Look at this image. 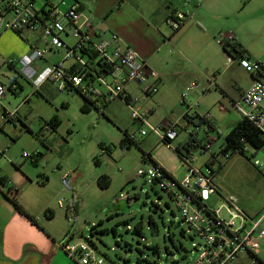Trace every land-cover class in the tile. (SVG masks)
Returning <instances> with one entry per match:
<instances>
[{
    "label": "rangeland",
    "instance_id": "374dc122",
    "mask_svg": "<svg viewBox=\"0 0 264 264\" xmlns=\"http://www.w3.org/2000/svg\"><path fill=\"white\" fill-rule=\"evenodd\" d=\"M56 1L59 0H53ZM207 1V12L203 13L207 20L210 18L212 24L221 27L223 32L239 31V38L246 45V54H251L250 60L264 62V0ZM43 2L37 0L36 7ZM180 3L184 9L185 5L191 7L186 0H180ZM205 3L206 0L202 2L203 8ZM165 26L166 32L170 33V26L167 23ZM198 30L193 29L184 35L182 31L175 41L183 49L195 39L202 42L205 37L194 35ZM63 40L67 45L74 43L72 37L63 36ZM173 49L176 54L169 56L176 58L179 52L175 47ZM61 52L62 58L65 49ZM196 52L197 49L195 52L193 49L190 56L193 58ZM193 62L196 60L193 59ZM237 70L235 74L238 72V75L248 79L249 73L244 69ZM14 72L7 63H0V81L8 83L9 76ZM197 80L202 85L206 82ZM20 82L23 88L19 94L8 92L3 99L11 107L23 102L17 110L22 122L13 124L6 121L3 128L0 122V149L5 151L0 153V157H6L0 160V165L6 168L10 179L12 173L18 171L24 172L34 182L35 185L32 184L23 193V199L34 202L37 196L40 207L52 209L54 217L49 223L56 239L63 242L68 232L73 234L75 242L90 239L120 264H140L139 259L149 261L143 264H173V261L174 264H192L199 255L200 238L189 231L167 193L162 192L150 178L137 175L139 168L147 167L141 159L142 149L151 151L176 179L183 180L188 175L187 165L181 162L172 148L160 143L159 135L153 130L159 127L164 117H176L173 99L162 105L154 103L156 112L149 116L150 124L141 125L132 118L130 108L120 100L114 99L106 104L98 101L99 108L91 106L90 110L84 111L83 98L75 91H61L52 82H46L40 90L34 91V87L23 77ZM159 87L160 84L158 90ZM215 88L206 90L200 97L189 94V102H196L191 112L208 114L214 125L211 137L214 136L215 140L211 142L209 151L203 152L200 147H195L190 154L196 170L207 171L206 162L210 160L211 153H219L225 134L243 117L227 99L223 101L227 109L219 107L217 99L220 97L222 100L223 94ZM28 94H31L30 99L24 100ZM156 94L158 91L152 98H156ZM54 115L60 119V124L52 129L47 122ZM125 129L136 135L139 145H121ZM141 129L146 130L145 135L140 134ZM184 133L173 142L174 146L185 139ZM198 133L199 139L206 136L203 128ZM4 144L8 147H3ZM106 146H109L110 152ZM25 151L40 152V158L36 161L25 159ZM65 175L69 180L68 186L63 183ZM101 176H107V187L98 184ZM215 181L220 194H209V207L219 208L221 216L230 219L227 210L230 201L240 211L257 217L264 207V146L256 149L247 144L245 154L236 151L229 158L220 154L216 162ZM42 209L40 217L44 219L45 208ZM150 216L155 225L149 223ZM139 223L143 228L142 234L133 232L134 226ZM112 227H115L116 234L111 231ZM103 229L109 230L102 232ZM129 244L132 247H128ZM153 245L159 246V255L148 248ZM257 254L264 260V243H261Z\"/></svg>",
    "mask_w": 264,
    "mask_h": 264
},
{
    "label": "built area",
    "instance_id": "2783aa9c",
    "mask_svg": "<svg viewBox=\"0 0 264 264\" xmlns=\"http://www.w3.org/2000/svg\"><path fill=\"white\" fill-rule=\"evenodd\" d=\"M43 1L40 7H36L37 0H0V29L12 30L20 34L25 31L34 32L42 41V45L32 46L30 51L21 55L18 60H10L16 65L18 74L29 81L35 89H39L46 82H52L61 91H73L75 88L102 103H108L114 99L120 100L130 108L135 121L141 125L150 124L149 116L154 109L144 106L143 96H152L158 91L160 84L158 72L150 67L132 47L118 44V34L111 33L105 36L93 33L90 20L82 21L81 19L82 8L78 2ZM186 16L187 14L182 11L172 12L168 18L172 28L174 30L180 28ZM63 36L74 38V43L67 45ZM232 41H234L232 35L228 36L227 41L222 36L216 39V42L222 45ZM61 49H65L63 61L71 60L72 63L82 66V69L71 72L70 65L62 61L43 66L35 65L38 60H45L51 51H61ZM83 50L96 52L98 56L95 63L102 59L103 64L107 65V71L95 72L89 65V58L84 55ZM236 60L239 66L251 75L252 84L232 104L264 132V68L248 57ZM16 76L14 72L9 76L8 83L0 81V116L2 118L5 114L8 115L6 118L12 114L2 106V102L6 94L10 92L8 87L14 83ZM213 81V78L209 79L211 86H214ZM130 83L138 86L139 93L132 94L127 90ZM200 87V82L195 80L182 92L181 100L188 108L186 112L196 106V102H189L191 101L189 94ZM206 115L209 117L208 114ZM179 123L181 119L168 120L164 125L153 128L159 135L160 143L172 149L175 147L173 142L182 130ZM181 124L184 125V123ZM201 128L205 131L207 126ZM199 129L200 127H188L187 136L192 131L199 137ZM140 134L145 135L146 130L141 129ZM165 136L174 141L163 143L161 140ZM211 145L212 143H209L207 147ZM37 153L25 151L23 156L33 160ZM193 160L192 156L190 166L187 165L188 175L183 180L177 179L191 193V195L180 193L178 196L177 205L181 216L193 227L201 240L200 247L197 249L200 250L199 255L192 264H261L260 260L263 259L257 254V250L260 249L261 240L264 238L262 226L264 207L257 217L250 216L228 201L227 210L231 218L226 219L221 216L219 208L205 206L209 194L218 192V186L215 177L208 169L207 171H202L201 168L195 169L192 165ZM146 166V168H139L137 175L146 174L148 178H160L161 187L178 192L175 183L163 177L164 165L159 163L146 164ZM63 183L66 186L69 185L67 175L63 177ZM14 189L11 188L13 191ZM198 197L201 198L199 202L203 204L201 207L192 199ZM61 205L62 202L59 201V206ZM237 219L240 220L237 221ZM60 247L78 264H115L89 241L65 240L61 242Z\"/></svg>",
    "mask_w": 264,
    "mask_h": 264
},
{
    "label": "crops",
    "instance_id": "0c3cea01",
    "mask_svg": "<svg viewBox=\"0 0 264 264\" xmlns=\"http://www.w3.org/2000/svg\"><path fill=\"white\" fill-rule=\"evenodd\" d=\"M71 1L80 4L82 8L81 19L82 21L90 20L93 33L105 36L111 33L118 34V44L132 47L146 60L150 67L158 72L160 75L158 94H156V98L143 96L144 106L154 109L150 114L151 116L156 112L154 103L162 105L169 102V99L171 101L173 99L172 104L176 112L175 118L164 117L159 126L164 125L168 120L181 119L186 113L188 108L186 104H182L181 94L191 82L197 79L203 80L202 82L206 80V82L201 84L200 88L194 89L191 95L200 97L201 93L216 87L215 89L223 94L222 100L220 97L217 99L222 110L227 109L223 102L225 99L232 104V100L237 99L252 84L250 74L248 79L238 75V72L235 74L237 69L243 68L239 66L236 59L226 52L222 44L216 42L220 36L227 41L228 36L232 35L239 47L245 50L246 45L239 38V31L233 29V33L231 31L223 32L221 27H216L215 23L212 24L210 18L207 20L203 15L207 12V4L209 3L207 0L204 8L202 5L204 0H186L191 4V7L185 5V9L180 5V0ZM175 11H182L187 14L184 24L178 30L172 28L168 19L170 14ZM193 15L196 17L193 18ZM166 23L171 28L170 33L165 30ZM196 28L199 30L194 35L199 34L197 37H205L204 41L199 42L195 39L184 49L180 47L175 41V37L180 35L182 31V35H184ZM39 37L37 33L30 31L20 34L12 30L0 29V63L6 64L10 60H18L21 55L29 52L32 46L42 45ZM174 47L179 52L175 55L176 58L169 56V54L174 53ZM193 49L194 52L197 49V52L192 58L190 51ZM227 50L231 51V47H227ZM61 53V51H51L45 60H38L35 65L43 66L58 61L70 65L72 61H63ZM231 53L234 55L232 51ZM249 55L251 56V54ZM193 59L196 62H193ZM174 68L177 70L173 71ZM210 78H213L214 86H211ZM127 90L132 94L139 93V88L134 83H130ZM17 94H19V90L14 93V95ZM30 97L31 94H28L24 100H28ZM22 102L15 107H11L8 101L2 102V106L12 113L10 117L13 124L17 121L13 118V113L17 112ZM7 120L6 117L2 118L0 121L1 128L4 127V122ZM187 132L188 128L179 134L184 133L185 139L179 140L178 144L187 139ZM212 138L215 139L214 136ZM2 146L8 147V144ZM4 152V148L0 149L1 154ZM3 158H6L5 155H1L0 160ZM161 164L164 165L162 162ZM164 166L171 172L166 165ZM12 174L11 179L7 177L6 168L0 165V264H78L61 249V239L58 241L53 229H51L49 222L54 215L52 218L45 216L43 219L40 217L42 208L46 210L49 207H40L37 204L39 203L37 196L34 198V202L24 201L23 193L34 182L24 172L14 171ZM171 174L173 175L172 172ZM4 176L8 180L2 184V177ZM11 188L18 189V192L14 194ZM13 197L29 215L35 218L33 222L27 215L16 209L11 201ZM261 243H264V238H262Z\"/></svg>",
    "mask_w": 264,
    "mask_h": 264
},
{
    "label": "trees",
    "instance_id": "16d2710c",
    "mask_svg": "<svg viewBox=\"0 0 264 264\" xmlns=\"http://www.w3.org/2000/svg\"><path fill=\"white\" fill-rule=\"evenodd\" d=\"M180 29V28H178ZM176 29V30H178ZM224 49L226 50V52L229 53L230 56L234 57L235 59H239L242 57H248L249 59L251 58V56L249 54H246L245 50L241 49L239 47V45L236 43V40L234 38V41L232 42H228V43H224L223 44ZM227 47H231V51L234 53V55H232L231 51L227 50ZM83 53L86 57L89 58V65H91V68L95 71V72H103V71H107L106 67L107 65L103 64V60H99L98 62L95 63V59L97 58L98 54L96 52H90V51H85L83 50ZM258 62L262 68H264V62L258 61V60H253ZM7 65L12 68L15 73L17 74L15 81L12 85H10L8 87L10 93H16L17 90H21L23 88V84L20 82L21 79V75L18 74L16 65L13 64V62L9 61L7 62ZM97 67H99V69H97ZM80 69H82V66L76 64V63H72L70 64V71L71 72H78ZM24 78V77H23ZM25 79V78H24ZM25 81L27 83L30 84L29 81H27L25 79ZM15 87H14V86ZM31 85V84H30ZM40 89V88H39ZM39 89H35L34 91H38ZM73 91H75L77 94H79L82 98H83V105H82V109L84 111H88L90 110L91 106H95L97 108H99L97 102L100 100H94L88 96H86L85 94L81 93L78 89L73 88ZM242 94V93H241ZM240 94V95H241ZM234 100H232L233 102ZM106 104V103H105ZM182 104H184V102H182ZM66 105V103L64 104ZM5 117H8L7 114H5ZM17 121L22 122L21 116L15 112L14 117ZM9 120V122H12V118L9 117L7 118ZM52 129H55L59 124H60V119L54 115L51 119H49V121L47 122ZM181 123H184V125L182 126ZM181 123H179V126H181L183 131H186V129L188 127H202V126H207L205 133L206 136L202 139H199V137L197 136V134H194L192 131L188 134L187 139L182 142L181 144H177L175 145V147L173 148L174 153L176 154V156L181 160L182 163H184L185 165H189L191 164V158L192 156L190 155L192 153V151L195 149V147H200V149H203V152L209 151V149L211 147H207V144L213 142V138L208 136V134L211 133V130L214 129V125H213V120L210 117H207V115H201L198 112H186L183 117L181 118ZM163 143L167 144V143H172L174 140H170L168 137H164L161 140ZM204 141V142H203ZM133 143L135 144H140L139 141L136 138L135 134H130L129 131L127 129H125L123 131V137L121 139V145H125V146H130ZM247 144L252 145L253 147H255L256 149L262 148L264 146V132L258 127V125L251 120L250 118H248L247 116L243 115V117L237 121L233 127L230 128V130L225 134L224 138H223V143L220 147V151L219 153H211V158L209 161L206 162V167L208 168V170L210 171V174L215 177L216 175V162L218 161V157L220 154L224 155L225 158H229L230 155L234 152H240L242 154H245L247 151ZM212 146V145H211ZM107 149L109 150L108 152H110V148L109 146H106ZM202 152V151H201ZM40 156V152L37 153V156L35 158L34 161H36ZM142 161L145 164H159L160 162L157 161L153 155L151 151H145L144 149H142V157H141ZM221 163H218V168H220ZM202 170V169H201ZM203 171V170H202ZM140 176H146V174L144 175H140ZM147 177V176H146ZM163 177H165L166 179L171 180L172 182L175 183V185L177 186V191L179 192H175L173 190H169L167 188L161 187L160 186V178H150L152 182H154L155 184H157L160 188V190L164 193H167V195L171 198V200L173 201L177 211L180 213V209L178 208L177 202H178V196L180 195V193H183L185 195H191L190 192H188V190L186 188H184L179 181L174 177V175L171 174V172H169L165 167L163 168ZM8 180L7 177H2V184H5L6 181ZM98 184L101 187H107L109 184V181L107 180V176H101L98 180ZM217 185V184H216ZM18 192V189H14V194ZM218 193L220 194V191L218 189ZM159 197H161V195L159 194ZM193 202H195L198 206H203L202 203H200V199L201 198H192ZM12 203L14 204V206L16 207V209L18 211H20L21 213L27 215V217L33 222L35 220V218L31 215H29L25 209L23 208V206L16 200V198H11ZM168 206V203H165ZM205 206L208 205L207 202H205L204 204ZM54 215V212L52 211V209L47 208L45 210V216L47 218H52ZM181 216V213H180ZM181 220L183 222H185L189 228V231L192 232V234L194 236H196V233L193 230V227L190 226L185 220L184 218L181 216ZM149 223L151 225H155V220L153 219L152 216L149 217ZM102 221H100L101 223ZM109 229H103L101 230L102 232L108 231ZM111 231L116 234V229L115 227L111 228ZM181 231L183 233H185L184 229H181ZM133 232L138 233V234H142L143 233V228L142 225L136 224L134 226ZM74 238L73 234L71 233H66V237L64 239L65 240H72ZM191 238L192 235H191ZM88 239V238H87ZM89 242H91L94 246H96L98 248V246L96 245L95 242H93L92 240L88 239ZM128 247H132L131 244H129ZM149 249H151L153 251V253H156L159 255L160 253V248L158 245H153V246H148ZM99 251H101L98 248ZM101 253L103 255H105L110 261L114 262L115 264H120L118 261L109 258V256L102 252ZM170 254H172L171 251H169ZM144 261L149 262L147 259H142V260H138V262L140 264H143ZM261 264H264L263 260H260ZM175 263V261H173V264Z\"/></svg>",
    "mask_w": 264,
    "mask_h": 264
}]
</instances>
